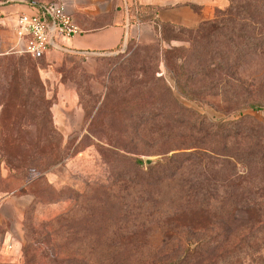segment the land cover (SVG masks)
<instances>
[{"label":"rangeland","instance_id":"obj_1","mask_svg":"<svg viewBox=\"0 0 264 264\" xmlns=\"http://www.w3.org/2000/svg\"><path fill=\"white\" fill-rule=\"evenodd\" d=\"M29 1L56 0H0V6ZM119 1V8L135 13L134 22L149 18L138 16L139 0ZM228 6L229 0L219 10ZM12 11L19 13L18 8ZM198 28H170L164 34L155 27L150 43L133 39L114 52L81 57L54 49L42 59L17 51L0 53V157L12 173L15 192L33 196L37 191L39 200L25 213V242L15 264L24 262L27 242L36 244L37 252L29 264H109L105 252L110 250H121L123 264H134L129 257L134 248L168 253L188 248L186 241L206 231L212 217L229 219V234L235 239L219 249L213 264H240L242 258L249 264L263 262L264 164L252 157L264 158V39L239 56L233 48L238 39L231 33L216 37L212 32L207 41ZM253 30L259 36L253 35L251 45L264 37L259 27L245 32L251 36ZM157 49L170 53L159 56ZM180 75L190 97L178 89ZM60 107L67 121L61 127L55 122ZM217 121L229 123L226 134L216 129ZM234 129L241 130L236 134ZM193 150L209 160L222 156L220 163L229 164L220 173L214 166L215 177L209 175L210 183L205 182H218L220 191L223 184L230 187L213 199L234 205L225 214L184 208L180 189L186 171L172 172L175 177L169 180L162 170L148 178L158 160ZM133 159H142L144 165H135ZM141 178L149 183L138 182ZM137 184L149 190L157 210L154 225L114 233L110 220L124 217L119 189ZM92 187V213L83 218L76 211L67 217L70 227L60 233L59 244L74 253L68 261L54 260L58 255L51 240L34 241L37 227L73 210L83 202L77 192L88 194ZM129 232L137 233L124 235ZM125 236H130L125 244L110 243ZM133 239L148 244L133 245ZM83 252L90 253L89 260Z\"/></svg>","mask_w":264,"mask_h":264},{"label":"trees","instance_id":"obj_2","mask_svg":"<svg viewBox=\"0 0 264 264\" xmlns=\"http://www.w3.org/2000/svg\"><path fill=\"white\" fill-rule=\"evenodd\" d=\"M157 10V6L140 3L138 6V16L149 14V18L147 19V21L153 20L155 22V27L161 28L164 34H166L170 28L180 27L168 22L160 21L158 18H156ZM250 26H252L253 28L259 27V29L264 30V0H229L228 9L223 12L217 10L214 19L201 22L198 25L199 28L197 30V33L200 35L204 34V39L207 41L209 40L212 32H215L216 37L223 36V31L231 33L238 39L236 44H233V48L235 47V51H237L238 55L240 56L242 55V51L244 49H255L256 47H259L263 44L262 40L264 39V37L261 36V41H258L257 43L255 42L254 45H251V42H254L255 40L253 35L257 37L259 35L253 30L252 35L248 36V34L245 32V29ZM209 27H212L214 30L209 31ZM130 40L133 39H129L128 41ZM163 40H165V38H163ZM211 41L213 42L215 41V39L211 37ZM145 48H147V46H145ZM157 51L159 56L163 55L164 57H166L170 53L169 50L165 49L161 51L157 49ZM142 53L143 52L141 51L139 54ZM138 61V59H134L133 63H137ZM176 84L178 86V89L182 93L187 94V85H184L182 83L181 75L177 78ZM164 88H166L167 91L171 92L166 83ZM187 95L189 96V94ZM253 107L257 108V106ZM228 125L229 123H227L226 121H217L215 127L222 134H226V132L223 130H225ZM234 130L235 131L233 132H236L237 134L241 129ZM252 158L253 160L261 161L264 164V158L259 160L255 157ZM222 159V156H218L214 160H209L204 152H201L200 150H193V152H189V154H186L185 152L184 154L180 155L174 154L171 156H166L165 158L158 160L154 166H150L148 171V178L153 179L152 176L154 174L160 173L162 170V172L167 173L166 179L169 180L175 177L172 172L177 171L181 175L186 171V177L182 180V189H180L183 190L185 195L183 203L184 208L186 210H191L194 208H204L209 212H214L217 209H220L225 214L226 209L232 208V206L234 205H225L219 202H213V199L217 198L218 200L219 192L223 193L224 195V193H227L228 190H230V187L227 186L228 189H224L225 184H223L222 190L220 191L218 182L216 181L208 186L205 185V182L210 183V180L208 179L209 175L211 177H215V167H218L219 173L221 170H226V168L230 167L229 164L225 161L220 163ZM133 161L135 165H144V161L142 159H133ZM240 162L242 163V166H246L248 163V161L244 159H240ZM138 182L146 181L141 178ZM123 183L124 182H121V184ZM148 183L149 182H146V184ZM137 185L138 186L136 188H130V186H122L124 189H119V191L121 192L119 198L123 203V206L121 205V210L122 212L124 211V217L120 218L119 220H110V226L113 227L115 231L114 233L125 230L128 231L130 229L137 230L139 228L145 227V224L146 226H148L152 222V219L157 215V210L154 209V207L150 203L151 197L148 193V188L146 186L141 188L140 184ZM92 192L93 187L90 188V194L77 192L78 197L83 201L82 203H78L73 210L67 211L64 214H60V216L56 217L50 222H44L39 227H37L40 231L39 237L35 238L34 241L39 244L44 240H51L53 247L57 250L58 255V257H55L54 260H56V258L59 259L60 257H62L63 261H68L74 253H69L68 248H65L62 244H59L60 233L66 230L67 227H70V220L67 219V217L76 213V211L81 212L83 218H86L87 215H90L92 213V210L89 207V204L91 202L90 195ZM33 196V203L26 208V214L28 210H33L35 205L39 202V200L37 199V191L34 192ZM24 221H26V216ZM151 225L154 224L151 223L149 227ZM230 225L231 222L229 219L227 220V218L225 220H218L212 217V221L210 222V225L208 226L206 231L199 232L194 240L189 239V241H186L187 243L189 242V247L183 249V251L181 252L168 253L161 248L158 250L156 248H151L149 250L134 248L135 252L130 253L129 257H131V259L135 262L134 264H213V261L218 258V256H216V253L219 252V249H221L223 246L234 244L233 241H235V239L233 235L229 234L231 232ZM245 229H247V227H245ZM133 233L135 234L137 232H129V234L124 235H130ZM119 236L122 235L120 234ZM26 237L28 238V236ZM129 240L130 236L121 238L113 237V240L110 241V243L125 244ZM89 242L90 241L87 239V244H89ZM142 242L143 241L133 239L131 244H148ZM35 246L36 244H31L29 242L25 244L23 248L24 262H22L21 264H29L31 259L34 257V254L37 255ZM105 253V256L107 255L109 264H123L121 250H110L109 252ZM82 256L85 260H87V258L88 260L90 259L89 252H83ZM240 264L249 263L246 259L242 258ZM261 264H264V260Z\"/></svg>","mask_w":264,"mask_h":264},{"label":"crops","instance_id":"obj_3","mask_svg":"<svg viewBox=\"0 0 264 264\" xmlns=\"http://www.w3.org/2000/svg\"><path fill=\"white\" fill-rule=\"evenodd\" d=\"M71 13L82 33L63 44L74 49L64 53L69 57H81L92 53H111L135 39L150 43L156 38L155 22H134L135 13L119 8V0H57ZM141 4L157 6L156 18L180 27L196 28L201 22L212 20L216 12L227 5V0H139ZM29 3L0 6V53L20 51L14 33L12 8L19 13L29 10ZM18 13V14H19ZM59 109L56 124L61 127L67 121ZM3 126L0 121V140ZM11 171L0 157V264H14L20 258L25 242V210L33 201L28 192H15V181Z\"/></svg>","mask_w":264,"mask_h":264},{"label":"built area","instance_id":"obj_4","mask_svg":"<svg viewBox=\"0 0 264 264\" xmlns=\"http://www.w3.org/2000/svg\"><path fill=\"white\" fill-rule=\"evenodd\" d=\"M29 10L17 14L13 21L14 33L21 53L42 58L54 49L74 53L63 40H70L83 31L66 6L59 2L29 3Z\"/></svg>","mask_w":264,"mask_h":264}]
</instances>
